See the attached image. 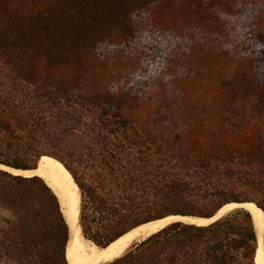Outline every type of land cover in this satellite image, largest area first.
I'll list each match as a JSON object with an SVG mask.
<instances>
[{"label": "trees", "instance_id": "1", "mask_svg": "<svg viewBox=\"0 0 264 264\" xmlns=\"http://www.w3.org/2000/svg\"><path fill=\"white\" fill-rule=\"evenodd\" d=\"M153 1L0 0V66L19 81L47 85L55 94L60 90L69 97L77 93L74 85L41 74L39 65L80 67L113 34L128 44L146 35L155 41L143 45L145 52L157 51L162 61L168 47L166 33L148 29L135 36L140 11ZM246 32L252 33L246 44L248 61L222 86L227 105L248 107L264 127V35L251 28ZM24 118L30 123L39 119ZM8 134L16 141L14 147L31 152V161L0 157V164L31 169L43 156L60 161L80 189L82 234L100 248L171 214L210 217L232 202H252L264 213V197L246 192L256 181L241 172V166L251 169L262 164L264 148L245 157L243 164L237 154L226 159L194 156L175 145H106L99 162L89 167L88 180L82 181L60 155L42 154L32 134ZM0 206L12 215L0 229L1 264H69V227L59 198L42 177L0 168ZM256 250L253 217L246 209H236L207 225L173 222L104 264H256Z\"/></svg>", "mask_w": 264, "mask_h": 264}, {"label": "rangeland", "instance_id": "2", "mask_svg": "<svg viewBox=\"0 0 264 264\" xmlns=\"http://www.w3.org/2000/svg\"><path fill=\"white\" fill-rule=\"evenodd\" d=\"M137 18L136 38L148 29L166 33L162 61L157 51L145 52L143 45L155 41L146 35L128 44L113 34L80 67L39 65L41 74L74 85L75 95L19 81L0 66L2 159L31 161L29 150L13 146L12 132L32 134L42 154L60 155L82 181L106 145H175L194 156L237 154L243 164L264 148L262 119L246 106L227 105L222 86L248 61L246 30L264 35V0H155ZM261 165L241 166L256 181L249 195L264 197ZM11 220L0 206V229Z\"/></svg>", "mask_w": 264, "mask_h": 264}, {"label": "bare ground", "instance_id": "3", "mask_svg": "<svg viewBox=\"0 0 264 264\" xmlns=\"http://www.w3.org/2000/svg\"><path fill=\"white\" fill-rule=\"evenodd\" d=\"M38 169L23 170L7 168L0 164L2 170L14 175L22 176L39 175L53 189L61 201L63 207L69 211L71 236L68 245L69 264H104L121 256L133 242L148 237L149 235L166 227L173 221H183L195 225H205L212 219L194 216L169 215L140 226H137L115 241L103 248H98L94 243L84 238L79 223L81 193L69 171L57 159L43 156L38 161ZM235 204L223 206L215 215V218L233 209ZM244 207L251 213L253 223L258 228L259 247L256 254V264H264V213L254 203H246Z\"/></svg>", "mask_w": 264, "mask_h": 264}, {"label": "water", "instance_id": "4", "mask_svg": "<svg viewBox=\"0 0 264 264\" xmlns=\"http://www.w3.org/2000/svg\"><path fill=\"white\" fill-rule=\"evenodd\" d=\"M38 162H37V164H36V166L34 167V168H31V169H23V170H36V169H38ZM12 174V173H11ZM33 176V175H32ZM53 190V189H52ZM55 193V192H54ZM56 194V193H55ZM58 197V196H57ZM59 201H60V199H59ZM246 203H251V202H232V203H227V204H224L223 206H225V205H228V204H235V207L233 208V209H231V210H229L227 213H225V214H222V215H220V216H218V217H216L215 218V215H216V213L223 207H220L219 209H218V211L214 214V215H212V216H210V217H201V218H206V219H212L209 223H207V224H210V223H213V222H215V221H217V220H219V219H221L223 216H225V215H227L229 212H231V211H233V210H236V209H246L245 207H244V205L246 204ZM60 205H61V210H62V213H63V215H64V217H65V219H66V222H67V224H68V227H69V239H70V236H71V226H70V218H69V209H68V207L67 206H65V207H63L62 206V204H61V201H60ZM257 206V205H256ZM247 210V209H246ZM171 215H174V216H176L177 214H171ZM167 216H169V215H167ZM179 216H184V215H179ZM166 217V216H165ZM194 217H200V216H194ZM163 218V217H162ZM160 219V218H159ZM173 222H183V221H173ZM172 222V223H173ZM183 223H185V222H183ZM169 224H171V223H169ZM168 224V225H169ZM189 224H193V223H189ZM207 224H205V225H207ZM254 224V223H253ZM254 227H255V230H256V235H257V250H258V247H259V241H258V228H257V226L254 224ZM161 230V229H160ZM150 236V235H149ZM147 238V237H146ZM143 239H145V238H143ZM143 239H141V240H143ZM141 240H136L135 242H139V241H141ZM135 242H133V243H135ZM68 243H69V241H68ZM132 243V244H133ZM131 244V245H132ZM67 247H68V244H67ZM257 250H256V253H257ZM66 251H67V248H66ZM256 256V255H255Z\"/></svg>", "mask_w": 264, "mask_h": 264}]
</instances>
